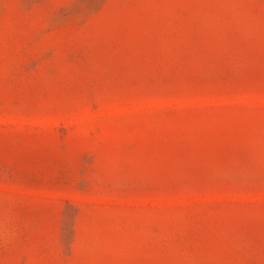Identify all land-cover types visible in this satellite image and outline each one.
<instances>
[{
  "label": "rangeland",
  "instance_id": "1",
  "mask_svg": "<svg viewBox=\"0 0 264 264\" xmlns=\"http://www.w3.org/2000/svg\"><path fill=\"white\" fill-rule=\"evenodd\" d=\"M0 264H264V0H0Z\"/></svg>",
  "mask_w": 264,
  "mask_h": 264
}]
</instances>
